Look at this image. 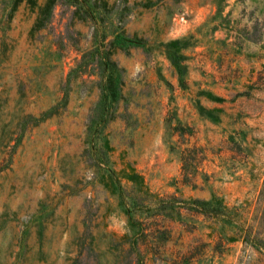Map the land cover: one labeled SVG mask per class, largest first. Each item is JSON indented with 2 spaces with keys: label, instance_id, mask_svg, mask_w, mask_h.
<instances>
[{
  "label": "rangeland",
  "instance_id": "374dc122",
  "mask_svg": "<svg viewBox=\"0 0 264 264\" xmlns=\"http://www.w3.org/2000/svg\"><path fill=\"white\" fill-rule=\"evenodd\" d=\"M75 5L29 31L35 6L0 0V264H264V0H106L99 32L142 40L115 42L99 124L97 76L65 82L94 25ZM180 36L181 84L157 45Z\"/></svg>",
  "mask_w": 264,
  "mask_h": 264
},
{
  "label": "trees",
  "instance_id": "16d2710c",
  "mask_svg": "<svg viewBox=\"0 0 264 264\" xmlns=\"http://www.w3.org/2000/svg\"><path fill=\"white\" fill-rule=\"evenodd\" d=\"M19 0H13V3ZM31 6H35L34 17L32 24L29 28V31H34L44 27L51 15L53 8L56 4V0H42L40 3H36L35 0H26ZM76 3L74 8L72 9L71 15H75L77 18L85 19L86 16L90 17L94 22L92 27V39L90 41L89 46L86 49L80 48L79 55L74 58L73 65L69 68L66 76V81L69 78L70 73L75 72L77 74L81 73H93L97 76V81L99 84V108L95 116L91 117L92 121H95L99 124L102 120L107 119L111 116V112L109 109V104L115 103L121 97V85L123 84V75H122V66H120L115 59L112 58V53L114 51V46H116L115 42H120V47L125 44V40L127 42L132 41H141V38L131 37L123 33V31H119L120 29H116L114 26V35L110 38L106 39V35L103 32H99V24L103 22L104 12L99 10V7L106 8V0H71ZM102 30V29H101ZM189 44L188 37L180 36L169 38L164 41H159L157 45L161 48L162 53L168 59L169 63L175 70L177 75L178 83L181 84L184 82L183 74L185 72V64L183 63V59L185 58V54L182 52V48ZM146 49V48H145ZM66 94V87L63 89L62 99ZM213 96V95H212ZM214 98H219L217 96H213ZM110 111V113H109ZM198 111L203 113L202 107H198ZM207 112V111H205ZM204 112V113H205ZM113 115V114H112ZM33 119L37 120L35 117L27 115L26 117H22L16 122V126L19 127V132L14 136V141L11 144L13 148L17 143L23 129L25 126V122L27 120ZM178 134L182 132V129L175 126ZM197 151L199 149L194 145H186L182 148V152L180 155L181 160V170H182V180L185 179V169L191 164L193 159L196 157ZM139 177L138 173H129L127 175L128 178ZM110 178V176H109ZM113 191L112 189H109ZM189 204H194V209L192 211H201V212H211L207 207H201L198 209L199 204H207L210 199H202L198 197H190L186 200ZM213 201L217 202V199H213ZM213 208V207H212ZM165 229L162 228L160 230L163 233ZM264 244V243H263ZM264 246V245H263ZM136 250V258L134 264H143V261L140 257L141 252L138 249H135L134 245H130L129 249Z\"/></svg>",
  "mask_w": 264,
  "mask_h": 264
}]
</instances>
